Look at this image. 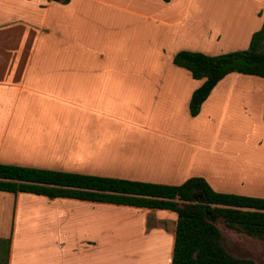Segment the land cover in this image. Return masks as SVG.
Returning <instances> with one entry per match:
<instances>
[{
	"label": "crops",
	"instance_id": "0c3cea01",
	"mask_svg": "<svg viewBox=\"0 0 264 264\" xmlns=\"http://www.w3.org/2000/svg\"><path fill=\"white\" fill-rule=\"evenodd\" d=\"M263 20L264 0H0V163L264 198V78L228 73L191 116L204 79L172 62L246 49ZM176 222L0 190V264H171Z\"/></svg>",
	"mask_w": 264,
	"mask_h": 264
},
{
	"label": "trees",
	"instance_id": "16d2710c",
	"mask_svg": "<svg viewBox=\"0 0 264 264\" xmlns=\"http://www.w3.org/2000/svg\"><path fill=\"white\" fill-rule=\"evenodd\" d=\"M172 62L192 78L204 79L189 100V113L195 116L212 88L228 73L264 78V20L246 49L217 55L180 50ZM262 118L264 121V106ZM0 190L170 209L177 214L171 264H257L225 250L215 225L218 218L227 227L264 241V198L214 191L199 176L168 185L0 163Z\"/></svg>",
	"mask_w": 264,
	"mask_h": 264
},
{
	"label": "rangeland",
	"instance_id": "374dc122",
	"mask_svg": "<svg viewBox=\"0 0 264 264\" xmlns=\"http://www.w3.org/2000/svg\"><path fill=\"white\" fill-rule=\"evenodd\" d=\"M256 180L264 181L260 177ZM215 225L221 233V243L230 255L237 258H248L257 264H264V241L262 239L248 236L243 232L227 227L221 218L215 221ZM5 249L6 243L2 242L0 249L2 256L0 258L4 256Z\"/></svg>",
	"mask_w": 264,
	"mask_h": 264
}]
</instances>
